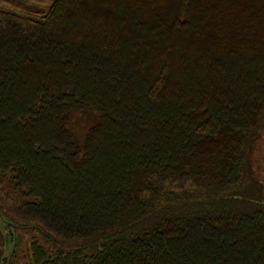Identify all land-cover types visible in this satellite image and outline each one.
<instances>
[{
	"label": "trees",
	"instance_id": "obj_1",
	"mask_svg": "<svg viewBox=\"0 0 264 264\" xmlns=\"http://www.w3.org/2000/svg\"><path fill=\"white\" fill-rule=\"evenodd\" d=\"M5 1L10 224L61 237L28 264H264V0Z\"/></svg>",
	"mask_w": 264,
	"mask_h": 264
},
{
	"label": "rangeland",
	"instance_id": "obj_2",
	"mask_svg": "<svg viewBox=\"0 0 264 264\" xmlns=\"http://www.w3.org/2000/svg\"><path fill=\"white\" fill-rule=\"evenodd\" d=\"M25 2L36 3L42 6H47L51 0H23ZM10 1L6 0L3 6L10 7ZM96 114L90 110L82 111H71L69 113L68 126L75 135L78 143H83L85 134L88 127L96 122ZM263 140L260 141V146H263ZM261 173V172H260ZM0 197H1V208L5 213L6 219L0 214V264H7L9 256L12 255L14 249V237L18 234L19 245L16 247V252L12 256V262L14 264H28V252L27 245L30 242L31 237L39 236L50 248H54V243L60 240V236L56 233L48 230L52 233L51 240L47 239L43 235H39L37 231L32 232L31 229H21L20 227L14 228L10 222L13 221L20 224L25 219L19 214L18 203L16 193L11 188L9 179L0 174ZM13 220V221H12ZM14 222V223H15ZM15 230H18L17 232ZM21 241V242H20Z\"/></svg>",
	"mask_w": 264,
	"mask_h": 264
}]
</instances>
